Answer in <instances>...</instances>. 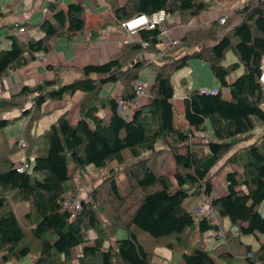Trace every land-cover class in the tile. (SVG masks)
Segmentation results:
<instances>
[{"label": "trees", "instance_id": "16d2710c", "mask_svg": "<svg viewBox=\"0 0 264 264\" xmlns=\"http://www.w3.org/2000/svg\"><path fill=\"white\" fill-rule=\"evenodd\" d=\"M208 1L127 0L112 14L121 24L138 15L164 11L168 17L176 14L187 25L207 10ZM47 7L54 23L44 17L37 25L42 38L22 45L11 37L10 48L0 51V79L45 54L49 40L71 39L84 31V8L79 3L72 2L65 10L57 9L55 3ZM236 16L239 23L222 35L218 32L228 28V20L223 25L214 22L207 28L190 29L177 48L161 53L156 49L158 31L140 30L136 36L148 43L145 49L139 41L127 42L118 57L77 69L81 78L68 84L59 83L60 68L48 66L53 78L24 85L8 98H0V115L19 109L27 117L22 150H27L24 160L33 158L29 170L19 173L15 166L20 162L12 159L21 149L17 141L0 148V264H18L27 256L35 257L34 264H152L158 246L181 248L183 264H217V259L232 260L221 248L229 236L256 240L264 236V96L258 81L264 51V0L244 6ZM148 51L156 55V62L139 58ZM172 51L175 58L164 63ZM229 54L236 61L226 64ZM190 58L209 64L219 86L216 94L190 90L182 100L183 124L179 126L174 122L171 76L186 67ZM148 63L154 71L148 93L151 100L127 120L117 112V99L102 94L101 89L107 83H120V99L130 101L133 81ZM239 70L229 82V76ZM223 88L229 91L228 99L223 98ZM77 91L82 98L74 123L64 112L43 133L31 134L47 101H60ZM8 124L0 119V130ZM207 128L212 139L205 135ZM158 141L165 144L173 161L172 179L158 173L151 162L153 154L162 152L156 151ZM218 165L216 173L228 167L241 172H227L225 195L213 197L210 176ZM87 167L98 182L71 219L62 204L80 198L74 178L85 175ZM200 194L209 199L216 222L207 216L195 217L183 206L190 195L198 198ZM16 203L28 204L22 217L14 210ZM225 219L235 231L225 230L224 242L206 250V238L220 239L207 232L223 230L220 222ZM118 230H124L126 237L109 241ZM89 231L95 234L93 240L88 239ZM245 246V264H264V242L256 250ZM77 247L80 252L75 259L72 250Z\"/></svg>", "mask_w": 264, "mask_h": 264}, {"label": "crops", "instance_id": "0c3cea01", "mask_svg": "<svg viewBox=\"0 0 264 264\" xmlns=\"http://www.w3.org/2000/svg\"><path fill=\"white\" fill-rule=\"evenodd\" d=\"M249 1L252 5H255L257 3V0ZM72 2L79 3L84 8V31L82 33L77 34L71 39L59 37L49 40L47 45V52L45 54L38 55L35 60L29 62L21 69H18L13 73L11 72L9 75L3 76L0 79V98H8L10 95L19 92L21 87H23L24 85L30 86L40 83L43 80L53 78V72L48 70V66H52L53 68H60V84H68L73 81H76L81 78V74L77 69H80L87 65L102 64L111 59H114L119 56L122 51V47L125 43L138 41L136 35L130 37L121 28L119 22H117V20L112 14L114 8L123 7L126 4L127 0H0V51L10 48L11 37L16 38L22 45L26 44V42L31 39L42 38L44 35L40 30H38L37 25L41 22L44 17L50 22L54 23L53 14L48 11V4L55 3L57 5V9L65 10L66 6ZM243 2L244 0H209V7L207 8V10L194 17L187 25L181 24L178 16L175 14L176 16H171L168 18V27H172L170 31L171 36L178 37L180 41H182V37L188 30L195 28H207L208 26H210V24L214 22L218 23L217 19L220 16L227 15V20L230 21V25L227 29L221 28L219 30L218 35H222L226 33L229 28L239 23L240 18L236 16L235 11L239 9ZM96 7H99L100 9L97 10L95 9ZM91 31H95L94 35H91ZM204 45H211V43H205ZM175 55V51L168 53L167 58H165L163 62L170 63L175 58ZM139 58L146 59L149 62L157 61L156 55L150 51L143 52V54H141ZM235 61L236 58L232 56L231 61L228 63H226L225 61V63L230 64ZM179 70H177L176 72H178ZM240 72L241 70L234 74H231L228 78V81L233 82V80L239 75ZM139 75L141 82L144 84L147 92H149L152 88L154 81V71L152 70L151 64L148 63L139 73ZM142 78H144V80H142ZM216 82L217 83H213V87L211 89L218 88L219 83L217 80ZM181 83L184 84V80H182ZM101 90H103L104 92H102V94L110 95L114 99L118 100L120 99L122 87L120 83H107L102 87ZM222 93L224 96H227L226 99L229 98V91L227 88H223ZM186 94H188V92L184 91L183 96L177 100L178 107L176 108L174 103L175 100L172 98L171 101L174 107V111L176 109L181 119L179 122L174 121L175 124L179 126H182L183 124V120L180 113L183 110L182 100ZM81 98L82 93L77 91L72 96L65 95L60 101H47V103H45L42 107L43 115L41 116V118L54 115L52 119L53 122L49 124L50 126L57 120L60 115L66 112L68 114L69 122L74 123L79 117L78 110L79 101ZM147 98H150L149 94L146 98H144V101L141 100V104L148 103L149 101L147 100ZM25 107H29V103H27ZM136 109L137 107L133 108L131 112L127 114V120L133 116ZM261 109L264 111V103L261 105ZM102 115L106 117V112H103ZM24 118H26V121L28 120L27 117L22 116V110L19 109H15L10 112H5L4 114L0 115V119H5L9 121L8 126L0 130V148L7 146V144H10V142L12 141V139H10L11 137H6L5 135L6 132L8 133L7 128L12 125L13 122L15 123V120ZM23 128L21 130L20 136L16 137V141L18 140V138H22ZM32 130L33 128L31 129V134L34 135ZM259 134L260 133L258 132L257 135ZM197 135L199 137L201 136V133H197ZM193 141H197V138L193 139ZM159 150H162V152L153 154L151 162L153 163L158 173L165 174L172 179L174 171L173 161L170 155H168L171 160L172 171H170L169 173L162 172V168L160 167L161 162L159 161V158L157 156L161 154L167 155V153L165 152L166 149H164V151L163 149H156V151ZM145 155L146 157H148L149 153H146ZM25 157L26 155L24 153L17 160L15 159L14 161L18 163L22 162ZM86 170L88 174L90 173V170L93 171L91 167H87ZM224 170L225 174L220 187V191L216 192L215 186L212 185L213 189L211 195L213 197H220L225 195L224 181L227 172L232 170H236L239 173L241 172L240 168L238 167H228ZM96 177V174L91 176V178ZM80 196L86 198L87 193H85V191L83 190ZM191 196L197 199L196 195ZM82 197L79 198L81 201L84 200L82 199ZM14 210L18 216L22 217L28 211V204L16 203L14 205ZM225 222H227L229 230L235 231V227L231 226L227 219L222 220L220 222L221 229L225 230L223 226V223ZM91 233L94 235L93 238H89V232L87 233L89 240H93L95 238V234L92 231ZM261 242H264V236H259V238L256 240L257 246L254 249H252L251 247V249L256 250ZM79 252L80 247L74 248L72 250V255L75 259L79 255ZM162 254L168 256V253L166 252H163ZM27 257L28 258L19 261L18 264H34L35 257Z\"/></svg>", "mask_w": 264, "mask_h": 264}, {"label": "rangeland", "instance_id": "374dc122", "mask_svg": "<svg viewBox=\"0 0 264 264\" xmlns=\"http://www.w3.org/2000/svg\"><path fill=\"white\" fill-rule=\"evenodd\" d=\"M258 1L259 0H257V2ZM249 5L253 6L249 0H244L243 4L239 7V9H242L244 6H249ZM95 9L99 10L100 8L96 7ZM239 9H237V10H239ZM222 17H224V15L220 16L217 19V22L219 25L224 24V23H220V19ZM225 17H226L225 18V21H226L227 15H225ZM231 57L232 56L230 54L227 56L226 63L231 61ZM188 61H189L188 65L186 67L180 69L178 72H175L171 78V83L173 86V99L175 100V102H174L175 108L178 107L177 106L178 105L177 100L183 96L184 91L190 92V90L200 89V87L211 90V88L213 87V83L214 82L217 83L216 79L212 75L209 64L203 63L199 60H194L192 58L188 59ZM259 64H260V60H259ZM142 80H144V78H142ZM182 80H184V84L181 83ZM102 92H103V90H101V93ZM147 93H149V92H147ZM262 95L264 96L263 93H262ZM223 98L226 99L227 96H224ZM147 100L150 101V98H147ZM142 101H144V99H142ZM53 116L54 115L47 116L45 118H41L33 127L32 132L34 133V135L44 132L49 127V124L53 122L52 121ZM180 120H181L180 116L175 109L174 121L179 122ZM25 121H26V118L15 120V123L13 122V124L7 128L8 133L6 132L5 135H6V137L8 136V137H11L10 139H12L10 144L9 143H8L9 145L7 144L8 147H11L12 144L14 143V140L16 139V137L20 136L21 130L26 124ZM205 135L207 137H209V139H212V137H211L212 133H211V130L209 128H207ZM18 140H23V139L18 138ZM18 140H17V143H18ZM253 140L254 139H251V141H253ZM15 142H16V140H15ZM17 146L19 147L18 144H17ZM156 149H163L164 150L167 148L162 141H158L156 144ZM26 152H27V150L24 151V150L20 149V150L14 152V154L12 155V159L17 160L24 153L26 155ZM157 157L159 158V161L161 162L160 167L162 168L161 169L162 172H168L169 173L170 171H172L171 160H170V157L168 156V154L167 155L161 154V155H158ZM225 157L220 161V163H223V161L225 160ZM221 165H218L217 167H215L212 170V173L210 176V182L213 186H215L216 192L220 191V187H221V184L223 182L224 174H225L224 169L221 171L219 170V172L216 173V171L221 167ZM94 174L95 173L90 170L89 174L86 172L85 175H82V176L75 175V178H74L75 179V186H76L77 192H79V195L82 194L83 190L87 194L91 192V190L93 189L92 184L98 182V177L91 178V176ZM122 178H123V176L121 174H119L118 179L122 180ZM200 195H199V197H200ZM80 197H82V196H80ZM199 197L197 199H195V197L190 195L188 198H186L184 200L183 206L187 209L193 210V207L198 202ZM82 199H86V198L82 197ZM223 226H224L225 230L228 229V227H229L227 222L223 223ZM225 230H220V231H222L223 235L225 234ZM231 232L233 233V231H231ZM93 236L94 235L91 233V231H89V238H93ZM224 236L226 237V234ZM125 237H126V232L124 230H118L109 239V241H113L116 239H122ZM141 237L144 238L147 236H145L144 234H141ZM223 242H224V240L221 238L215 239L213 237H208L205 239V248H206V250H211L216 245L223 243ZM245 244L251 245L252 249H254L257 246L256 240L253 236H241L240 238H236V237L234 238L233 236H229L227 244H223L221 246V248H222V250H224L222 252H229L232 255V260L227 262L225 259H223L222 261H219L217 259V264H245L246 261L244 259V256L246 255V252H247ZM163 252L168 253V256H165L164 254H162ZM182 252H183V250L181 248H175L173 250H170V249L164 248L163 246H160V247L154 249L151 262H152V264H183L182 260H181ZM25 258H28V257H25ZM25 258H23V259H25ZM74 264H76V262H74Z\"/></svg>", "mask_w": 264, "mask_h": 264}, {"label": "built area", "instance_id": "2783aa9c", "mask_svg": "<svg viewBox=\"0 0 264 264\" xmlns=\"http://www.w3.org/2000/svg\"><path fill=\"white\" fill-rule=\"evenodd\" d=\"M176 16L175 14L173 17ZM168 16L164 11H159L153 13L151 15H138L134 17L132 20L123 22L120 24L121 28L130 36L136 35L140 30L148 29V30H157L158 31V43L156 44V49L161 52L172 50L177 48L180 45V39L175 36H171V28L168 26ZM225 16L220 19V23L225 22ZM23 31V30H21ZM140 46L145 49L148 46V43L143 40H138ZM160 57V55L158 56ZM258 81L261 87V91L264 94V51L260 57V64H259V75ZM133 90L134 96L130 101H123L121 99L117 100V112L119 115L126 117L127 114L131 112L133 108H138L141 105V100L148 96L146 88L144 84L140 80V75L138 78L133 81ZM216 89L208 90L206 88H200V94H216ZM18 145L21 149L26 147V143L22 140H19ZM33 158L29 159V162L23 160L18 165L15 166V170L19 173H22L30 168V162ZM62 209L68 211L70 213L71 219L78 213L81 209V200L78 198L66 200L62 204ZM192 213L195 217L207 216L211 221L216 222L217 216L211 210L209 206V199L203 194L200 195L198 202L193 207ZM208 236H217L222 237V231H209L207 232Z\"/></svg>", "mask_w": 264, "mask_h": 264}, {"label": "bare ground", "instance_id": "6f19581e", "mask_svg": "<svg viewBox=\"0 0 264 264\" xmlns=\"http://www.w3.org/2000/svg\"><path fill=\"white\" fill-rule=\"evenodd\" d=\"M237 238V237H236ZM190 243V242H189ZM245 252V251H244ZM245 254V253H244Z\"/></svg>", "mask_w": 264, "mask_h": 264}]
</instances>
